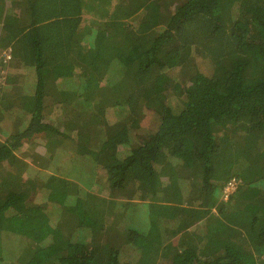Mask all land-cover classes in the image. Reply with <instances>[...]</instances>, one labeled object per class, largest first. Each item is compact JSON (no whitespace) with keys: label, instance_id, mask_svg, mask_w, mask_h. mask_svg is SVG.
I'll use <instances>...</instances> for the list:
<instances>
[{"label":"trees","instance_id":"16d2710c","mask_svg":"<svg viewBox=\"0 0 264 264\" xmlns=\"http://www.w3.org/2000/svg\"><path fill=\"white\" fill-rule=\"evenodd\" d=\"M0 4L5 264H264V0Z\"/></svg>","mask_w":264,"mask_h":264},{"label":"rangeland","instance_id":"374dc122","mask_svg":"<svg viewBox=\"0 0 264 264\" xmlns=\"http://www.w3.org/2000/svg\"><path fill=\"white\" fill-rule=\"evenodd\" d=\"M1 5V4H0ZM15 10V9H14ZM85 19L86 20H88L89 19V17H86L85 16ZM84 19V20H85ZM44 140V138H43V136L41 135V134H39V135H36V136H34L33 138H32V140L31 141H29V142H27V147L28 148H30V144L31 143H40L41 141H43ZM33 163H35V164H37L38 165V162H33ZM40 164H41V166H44V167H41L40 166V168L41 169H43V170H46V173H48L49 175H54V176H58L59 175V173H55V172H58V171H60L58 168H56V167H51V165L49 166L48 165V163H47V161H42V162H39ZM55 171V172H54ZM61 172V171H60ZM63 172V171H62ZM74 175H76V174H74ZM66 178V176L64 177V179ZM238 182H236V184H237ZM226 199H227V197H226ZM140 212H143L142 210L140 211ZM17 245L16 244H14L13 245V248H15ZM27 250V249H26ZM132 250V248H128V247H125V251L123 252V255H122V259L124 260V261H126V259L127 258H130V251ZM21 252V250L17 253L16 251H14L13 253H10V252H8V250L6 251V248L4 247V250L3 249H1V253H2V255H3V257H4V263H3V259H2V255L0 254V264H5V262H8V260H15V259H17V258H20V256L21 255H23V253H25V251L22 249V252L23 253H20ZM6 253V254H5ZM22 257H26V255H23Z\"/></svg>","mask_w":264,"mask_h":264},{"label":"built area","instance_id":"2783aa9c","mask_svg":"<svg viewBox=\"0 0 264 264\" xmlns=\"http://www.w3.org/2000/svg\"><path fill=\"white\" fill-rule=\"evenodd\" d=\"M10 50V49H8ZM13 57V55L9 52L3 51L0 52V89L1 86L5 83V79L2 76V74H4V70L1 69V63H6L7 61H9L11 58ZM236 187V182L232 181L231 183L228 184V186L226 187V194H225V199L226 197L228 198L229 194L235 189Z\"/></svg>","mask_w":264,"mask_h":264},{"label":"clouds","instance_id":"9594fccd","mask_svg":"<svg viewBox=\"0 0 264 264\" xmlns=\"http://www.w3.org/2000/svg\"><path fill=\"white\" fill-rule=\"evenodd\" d=\"M237 186H238V183L236 184V187H237ZM236 187H235V189H236ZM235 189H234V190H235ZM234 190H233V191H234ZM233 191H232V192H233ZM230 194H231V193H230ZM223 200H224V201H227V200H228V198H227V199H225V197H224V198H223Z\"/></svg>","mask_w":264,"mask_h":264},{"label":"crops","instance_id":"0c3cea01","mask_svg":"<svg viewBox=\"0 0 264 264\" xmlns=\"http://www.w3.org/2000/svg\"><path fill=\"white\" fill-rule=\"evenodd\" d=\"M1 38V37H0ZM5 84V83H4ZM38 143H31L30 147H32L33 145H37ZM27 145V144H26Z\"/></svg>","mask_w":264,"mask_h":264}]
</instances>
